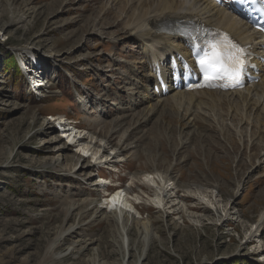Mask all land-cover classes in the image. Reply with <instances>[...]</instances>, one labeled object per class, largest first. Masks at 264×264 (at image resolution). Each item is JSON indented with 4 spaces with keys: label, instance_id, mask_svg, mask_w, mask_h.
Listing matches in <instances>:
<instances>
[{
    "label": "rangeland",
    "instance_id": "1",
    "mask_svg": "<svg viewBox=\"0 0 264 264\" xmlns=\"http://www.w3.org/2000/svg\"><path fill=\"white\" fill-rule=\"evenodd\" d=\"M14 4L39 10L32 20L20 23L25 11L11 13L6 2L0 5L2 20L15 21L12 33H0V264L120 263L123 256L113 227L106 219L95 218L93 205L84 203L101 200V207L106 208L105 197L110 196L106 193L117 188L128 190L131 202L139 203L141 214L133 212L136 218L152 221L156 239L149 244L143 264H264V224L251 238L264 210V114L250 113L239 126L229 120L232 128L228 134L208 128L193 139L180 137L175 118L169 119L173 121L170 130L149 123L146 132L150 137L137 154L129 151L118 160H111L112 155L105 163L102 151L94 152L103 142L92 140L89 153H78L82 160L96 164L91 171H82L75 160L46 167L45 163L59 156V142L44 143L57 132L55 128L49 134L44 131L48 121L53 126L52 116H66L70 122L81 123L78 128L89 134L107 136L112 121L119 117L112 108L113 102H119L118 87L123 89V113L131 114L132 103L145 106L139 99L129 101L131 90L124 85L127 72L144 62L138 43H114L104 38L106 33L112 36L121 29L125 17L132 14L125 3L14 0ZM19 58L27 69L42 61L40 70L47 63L48 72L56 74L52 86L43 92L46 97L38 100L28 94L26 78L31 88L32 76L28 79L20 72ZM141 67L146 68L145 64ZM86 89L93 91L95 99L81 106L76 96ZM100 98H108V117L83 118L86 109L87 114L98 110L92 102ZM218 114L226 118L224 111ZM127 122L130 126L132 121ZM122 134L115 135V143ZM182 144L186 146L179 149ZM73 146L70 151L78 152ZM153 164L159 170L170 164L180 185L170 191L176 185L169 183L168 203L162 199V205L151 200L154 189L144 181V172ZM99 175L109 178L105 184L113 181L115 186H93ZM160 211L168 216L162 218ZM221 216L227 220L220 221ZM137 231L132 230L134 241L140 239ZM123 237L127 243L129 238ZM139 239L136 260L143 248Z\"/></svg>",
    "mask_w": 264,
    "mask_h": 264
},
{
    "label": "bare ground",
    "instance_id": "2",
    "mask_svg": "<svg viewBox=\"0 0 264 264\" xmlns=\"http://www.w3.org/2000/svg\"><path fill=\"white\" fill-rule=\"evenodd\" d=\"M112 1L113 3L116 2V4L125 3V5L128 7V10H130L132 14L125 17L124 26H122L121 29L115 31L112 36L106 33L107 36L104 38L110 39L114 43L127 44L135 42L139 44V49L141 51L140 54L142 55L141 59L144 62L146 68L144 70L141 67L144 66V64L138 66L137 68H131L130 74L129 72H127L126 74L127 80H124V85L131 90L127 93V95L129 96L128 100L133 102L134 100L132 101V99L135 98V101L139 99L145 106L141 108L139 106V103L136 105L132 103L134 106L129 109L131 114L123 113L125 106L124 102L121 101H124V99H122L123 96L120 95V92L123 89L118 87L119 93L115 91L117 95L115 96L116 100L118 99L119 102H113L112 108L115 107V110L117 111V115L119 117L117 118V120L114 119L112 121L113 129L107 136H100L91 133L89 134V132H87L86 130H80L77 125L75 127L73 125L74 122L71 123L70 120L67 121L63 116H59L58 118L52 116L51 119L54 120L53 126L52 122L48 121L46 129L44 131L46 132L45 134H49L54 130L53 128H55L57 132L50 140L44 141V143L59 142V144L57 143L56 146V150L59 156L57 159H51L49 162H47L48 164L45 163L46 167L52 166L56 168L64 161L72 162L75 160L78 164L80 163V169H82V171H91L96 164L93 165L90 161L82 160V156L78 155V153H89V151L93 149H90L93 143L92 140H96V143L98 142V140L100 142H103V145H96L95 143V147L99 150L95 149L94 152H96L95 154L97 155L102 151L101 158H106L105 163L108 160L110 161L109 157H111L112 155L113 156L111 160H118L119 158L124 157V154L128 153L129 151H133L135 154H137L144 149L143 142L146 140V138L150 137V132L149 134L148 131L146 132V128L149 123L150 126L153 125L160 129L162 127H165L169 128L168 130H170L173 122L171 120L172 118H175L174 120H176L178 123V131L180 137H188L190 139H193L194 136L201 134L200 130H208V128L212 130L211 132H215V129L217 128L221 132V134H228V131L232 128L230 125L228 126L227 122L229 120H231L232 122H236V125L233 123L235 126H239L243 122V117H247L248 115H250V113L252 116H259L264 114V77L260 83L247 87L243 91L228 93H222L218 91H193L190 93H173L164 99H158L151 92L149 82L151 81L152 73L148 71V68L151 67L152 69V64L156 60H159L160 62L163 61L166 51L178 49L182 44L180 40H175V37L168 35L163 31L162 26L165 23H169L173 21V19L188 20L190 18H198L199 20L204 21V23L206 24L222 27L231 31L232 35L238 40L248 39L250 41H255L259 38L258 33L249 30V27L246 25L247 23L244 20L238 17H233L227 7H218L211 0ZM2 2H6L8 11L10 10L11 13H14V11L18 9H22L26 12L24 16L20 17V23H23L25 20H32L39 10V8H30L22 4L15 5L14 0H0V5ZM14 26V20L11 19L5 22L0 17V33H2L4 36L12 33ZM263 43L264 41H257V44ZM28 50L30 49H27V51ZM27 51L25 50V53ZM141 59L138 64L141 63ZM20 61L22 67H24L23 69L25 71H30L33 74L31 75L32 81H30L31 88H29L28 90L29 93L31 95H38L40 98L44 96L46 97L43 92L46 91V89L50 85L49 78H52L53 80L56 74L48 75L47 63L45 64L46 67L41 68L40 70V67L43 66H41L42 61L40 63L37 61L33 63L31 60L29 64L33 63L32 65H34L35 68L28 67V69L26 68L28 65H25L26 62L23 59H20ZM37 68H39L38 72L36 70ZM34 91L36 93H34ZM87 98L88 99H85L82 95H78L76 100L79 105L87 106V104L91 101V97ZM132 104H130V106H132ZM135 106L137 107L135 108ZM127 110L128 108H126V111ZM100 111L102 112L103 109ZM220 111H224V113H226V118L218 114V112L220 113ZM103 115H105V112L103 113ZM218 115L221 117H219ZM209 116L213 117L211 118ZM127 119L129 121H132L130 126V122H127ZM213 122L214 124H216L214 128H212L214 126ZM77 123L79 122L76 121L75 124ZM160 125L162 127H159ZM59 132L62 134V136H57ZM118 133L123 134L121 135L120 140L115 143V135H117ZM171 133L166 136L169 137ZM87 134H89L88 137ZM64 138L67 140V142L64 140ZM173 139L175 138L173 137ZM73 145L75 146V148H77L78 152L70 151L71 146ZM178 146L180 147V143ZM185 146V144H182L181 148L179 149H182ZM110 151H112V153H110ZM101 158H96V160H100ZM100 161L102 163V160ZM113 163H116V160H114ZM157 165L153 164L150 171L144 172V181H147L149 185L151 183L150 187L154 189V197L151 198V200L154 201L155 204L162 205V199L167 202V196L168 194H170V191L179 189L180 185L178 183V180L173 176L172 166L170 164L168 165V168L164 170H159V165ZM94 181L93 186H96L98 188L100 186L105 188L107 184H105L104 182H108L107 180H99L98 182L96 180ZM171 182L174 183L176 187L168 191L170 187L169 183ZM239 187H241V185ZM125 191L126 190H123L122 188H117V190L114 189L112 193H106L107 196H109L110 194L109 197H105L104 203L107 204L106 208L101 207V200H98L95 203L91 200H84V203L86 207L93 205V216L100 220L106 219L115 231V234H113V236L115 237L116 235V237L118 238L117 242H119V248L118 245L116 246L117 249L122 253L121 256H123V260H121L120 263L114 264H143L146 259V253L149 244H152L154 239H156V233L152 228V221L149 218H143L142 220L136 218V216L134 215L135 213L139 215L141 214L140 209L137 205L139 203L131 202L132 199L128 197V190L126 191V193ZM159 216L165 218L166 216H168V213L162 211ZM219 220L226 221L227 219L226 216L224 219L221 216L219 217ZM263 224L264 210L261 212L260 218L256 222V230L252 232L251 238L255 235H258ZM133 228H137V232L140 235V239L138 238L139 243L143 244L141 255H139V258H137V260L134 259V257L136 258V255L138 253L135 245L138 239L134 241L132 237ZM71 229L72 228H70V230ZM70 230H68L67 232H70ZM65 233H63L62 235H64ZM124 234L129 238V241L127 243L124 241ZM92 240L94 241V239ZM127 257L128 260L126 261ZM102 264L108 263L104 261Z\"/></svg>",
    "mask_w": 264,
    "mask_h": 264
},
{
    "label": "snow or ice",
    "instance_id": "3",
    "mask_svg": "<svg viewBox=\"0 0 264 264\" xmlns=\"http://www.w3.org/2000/svg\"><path fill=\"white\" fill-rule=\"evenodd\" d=\"M216 39L198 43L199 37L187 38L197 55V64L214 79H226L239 83L245 64V50L237 45L227 34H215ZM211 83V81H210Z\"/></svg>",
    "mask_w": 264,
    "mask_h": 264
}]
</instances>
